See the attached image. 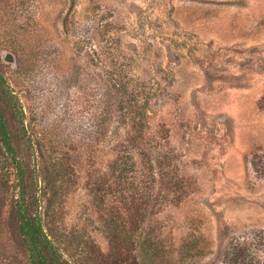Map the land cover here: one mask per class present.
I'll return each instance as SVG.
<instances>
[{
    "label": "rangeland",
    "instance_id": "obj_1",
    "mask_svg": "<svg viewBox=\"0 0 264 264\" xmlns=\"http://www.w3.org/2000/svg\"><path fill=\"white\" fill-rule=\"evenodd\" d=\"M0 75V264L22 180L72 264H264V0H0Z\"/></svg>",
    "mask_w": 264,
    "mask_h": 264
},
{
    "label": "trees",
    "instance_id": "obj_2",
    "mask_svg": "<svg viewBox=\"0 0 264 264\" xmlns=\"http://www.w3.org/2000/svg\"><path fill=\"white\" fill-rule=\"evenodd\" d=\"M5 83V79L0 75V86L2 87V93L6 101V103L0 102V152L12 156L13 160L16 162L19 176L23 178L25 172L22 165H20L16 159L17 149L13 142V134L10 129L7 115L8 113L10 115L13 114L15 117L18 116V108L12 98L9 97L8 92L5 91L3 87ZM123 172V169L118 171L116 177L119 176V178H121ZM22 181H20L19 185V198H17L16 201V216L19 221L20 235L28 251L29 264H72V262L64 256L61 248L56 245L49 229L46 227L44 217L38 213L39 204L37 199L30 201L27 197L26 184L22 183ZM97 189L99 190V187ZM126 208L130 210L133 206L126 204ZM134 212H138L137 208ZM112 234L114 236L115 245H117L116 247L121 248L119 244V232L113 231ZM255 249H257V246H255L252 251ZM249 251V247L233 248L231 253L227 255L229 256V261L231 260L229 264H260V261H255V257L251 256ZM128 257L134 260L133 254H130ZM117 264L119 263L117 262Z\"/></svg>",
    "mask_w": 264,
    "mask_h": 264
},
{
    "label": "water",
    "instance_id": "obj_3",
    "mask_svg": "<svg viewBox=\"0 0 264 264\" xmlns=\"http://www.w3.org/2000/svg\"><path fill=\"white\" fill-rule=\"evenodd\" d=\"M9 58H11V57H9ZM12 60V59H11Z\"/></svg>",
    "mask_w": 264,
    "mask_h": 264
}]
</instances>
